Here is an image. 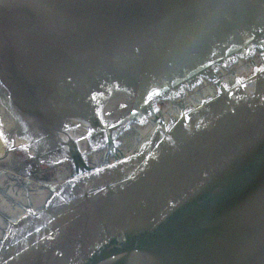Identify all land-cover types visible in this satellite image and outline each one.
I'll list each match as a JSON object with an SVG mask.
<instances>
[{
  "label": "water",
  "instance_id": "water-1",
  "mask_svg": "<svg viewBox=\"0 0 264 264\" xmlns=\"http://www.w3.org/2000/svg\"><path fill=\"white\" fill-rule=\"evenodd\" d=\"M253 44L264 0H0V156L24 129L82 163L10 223L0 264H264V66L159 121L134 155L81 156L94 129L111 142L154 96Z\"/></svg>",
  "mask_w": 264,
  "mask_h": 264
},
{
  "label": "flooded vegetation",
  "instance_id": "flooded-vegetation-1",
  "mask_svg": "<svg viewBox=\"0 0 264 264\" xmlns=\"http://www.w3.org/2000/svg\"><path fill=\"white\" fill-rule=\"evenodd\" d=\"M235 62L241 63L240 73L229 66L230 63L235 64ZM262 66H264V46L253 44L245 53H236L224 62L215 63L210 69L208 68L207 74H200L192 81L180 83L173 90L154 96L149 107L143 106L139 118L126 122L116 131L111 130V142L108 141L104 130L94 129L82 145L81 156L84 164L95 167L112 163L115 156L122 158L136 154L152 137L154 131L160 129L159 121L168 127L180 117L182 111H190L202 100L216 95L220 89L219 83L226 88L231 87L238 80L253 75L256 69ZM208 75L214 76L216 80H210ZM197 90H204L205 93L197 92ZM193 94L192 101L186 103V97L189 99V96ZM197 96L199 100L196 102ZM164 106L167 107L166 110H163ZM174 107L178 108L177 116L170 114ZM167 110L169 113L165 116L166 112L163 113V111ZM144 128L148 129V137L136 148H125L128 137L133 136L136 129ZM24 136H27L29 140H17V137ZM2 137L4 143L0 156V170L7 172L11 169V176H14L12 178L14 191L22 193L20 197L23 200L2 196V206L4 205L8 210L0 208V230L5 227L8 229L10 223L22 214L42 209L58 187L72 177L74 170H80L82 167V163L73 158V149L70 150L68 143L53 147L51 141L44 139L40 133L35 134L24 129L2 134ZM62 174L64 178L55 183L56 177ZM9 180L11 179H6V181ZM5 232L6 230L2 237Z\"/></svg>",
  "mask_w": 264,
  "mask_h": 264
},
{
  "label": "rangeland",
  "instance_id": "rangeland-1",
  "mask_svg": "<svg viewBox=\"0 0 264 264\" xmlns=\"http://www.w3.org/2000/svg\"><path fill=\"white\" fill-rule=\"evenodd\" d=\"M11 175H12L11 169H8L7 172H5V171L3 172L0 170V208H3L4 210L6 207L4 205L2 206V200H3L2 196H7L10 198L11 197H15V198L17 197V198L23 200V198L20 197V194H22V193H15V191H14L13 181H12V178L14 176H11ZM8 176H10V177H8ZM63 178H64L63 174L58 175L56 177V180H54V181H55V183H57L59 180H62ZM6 179H11V180L6 181ZM6 210H8V209L6 208ZM6 228L7 227L0 230V237H2L4 231L7 230Z\"/></svg>",
  "mask_w": 264,
  "mask_h": 264
}]
</instances>
